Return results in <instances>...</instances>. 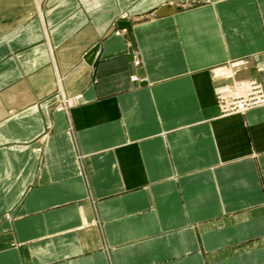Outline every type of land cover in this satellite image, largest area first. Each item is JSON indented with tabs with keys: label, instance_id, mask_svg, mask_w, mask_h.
Listing matches in <instances>:
<instances>
[{
	"label": "crops",
	"instance_id": "0c3cea01",
	"mask_svg": "<svg viewBox=\"0 0 264 264\" xmlns=\"http://www.w3.org/2000/svg\"><path fill=\"white\" fill-rule=\"evenodd\" d=\"M15 5L0 264H264V104H216L219 67L264 92V0ZM57 86L82 100L53 109Z\"/></svg>",
	"mask_w": 264,
	"mask_h": 264
},
{
	"label": "built area",
	"instance_id": "2783aa9c",
	"mask_svg": "<svg viewBox=\"0 0 264 264\" xmlns=\"http://www.w3.org/2000/svg\"><path fill=\"white\" fill-rule=\"evenodd\" d=\"M138 60L134 61L137 65ZM216 75L226 79L223 87L216 93V104L220 115L243 113L249 109L264 104V92L261 84L255 79L235 78L234 73L226 68L219 67ZM133 80L138 77L133 75ZM60 90V89H59ZM60 93L57 110L66 111L82 100L80 93L64 96ZM39 150V148H37Z\"/></svg>",
	"mask_w": 264,
	"mask_h": 264
},
{
	"label": "rangeland",
	"instance_id": "374dc122",
	"mask_svg": "<svg viewBox=\"0 0 264 264\" xmlns=\"http://www.w3.org/2000/svg\"><path fill=\"white\" fill-rule=\"evenodd\" d=\"M19 0H0V18L3 17H7L8 13H12L13 10H15L17 8V6L15 5V3H17ZM21 1H26V0H21ZM16 11V10H15ZM38 13V10H36ZM6 13V15H5ZM245 79H253V78H245ZM256 80V79H255ZM257 81V80H256ZM59 89L60 87L57 86V91L60 97V93H59ZM60 100V98H59ZM59 100H57L54 105H53V109L57 110V105L59 103ZM59 111V110H58Z\"/></svg>",
	"mask_w": 264,
	"mask_h": 264
},
{
	"label": "water",
	"instance_id": "95a60500",
	"mask_svg": "<svg viewBox=\"0 0 264 264\" xmlns=\"http://www.w3.org/2000/svg\"><path fill=\"white\" fill-rule=\"evenodd\" d=\"M95 49H96V47L94 46V47H92V49H90V50L86 53V55H85V59H86L88 62L90 61L92 55L94 54Z\"/></svg>",
	"mask_w": 264,
	"mask_h": 264
},
{
	"label": "bare ground",
	"instance_id": "6f19581e",
	"mask_svg": "<svg viewBox=\"0 0 264 264\" xmlns=\"http://www.w3.org/2000/svg\"><path fill=\"white\" fill-rule=\"evenodd\" d=\"M61 93H62V95H64L65 97L66 96H69V95H67V93H65L64 91H63V89L60 87V90H59Z\"/></svg>",
	"mask_w": 264,
	"mask_h": 264
}]
</instances>
